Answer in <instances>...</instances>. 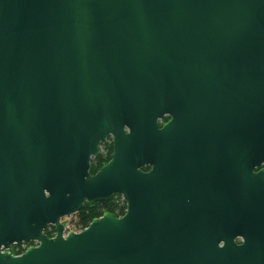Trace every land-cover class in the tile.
<instances>
[{
  "label": "water",
  "instance_id": "1",
  "mask_svg": "<svg viewBox=\"0 0 264 264\" xmlns=\"http://www.w3.org/2000/svg\"><path fill=\"white\" fill-rule=\"evenodd\" d=\"M262 162L264 0H0V264H264Z\"/></svg>",
  "mask_w": 264,
  "mask_h": 264
},
{
  "label": "trees",
  "instance_id": "2",
  "mask_svg": "<svg viewBox=\"0 0 264 264\" xmlns=\"http://www.w3.org/2000/svg\"><path fill=\"white\" fill-rule=\"evenodd\" d=\"M111 151V145H109L108 150L104 153L100 152L96 157L91 159L90 173H94L104 162L109 159V153ZM104 210L114 213L116 216H120L124 213L125 202L121 195L113 196L104 205H89L88 203H83L78 211L74 213L76 217V225L84 228L93 217L99 216Z\"/></svg>",
  "mask_w": 264,
  "mask_h": 264
},
{
  "label": "flooded vegetation",
  "instance_id": "3",
  "mask_svg": "<svg viewBox=\"0 0 264 264\" xmlns=\"http://www.w3.org/2000/svg\"><path fill=\"white\" fill-rule=\"evenodd\" d=\"M169 118H170V116H169V114H165L164 116H163V118L159 121V125H162V124H164L165 122H167L168 120H169ZM106 142H108V146L106 147V149H105V151H107L108 150V147H109V145H111V150H112V142H111V137L110 136H108L107 138H105L103 141H101L100 143H99V146H98V153H99V149L101 148V146L103 145V144H105ZM110 153H111V151H110ZM110 153H109V156H110ZM98 155V154H97ZM199 155L200 154H198L197 156H195L194 158L196 159V161L194 162L196 165H199L200 166V164L202 163L201 162V160L199 159ZM201 156V155H200ZM96 157V156H95ZM204 158H220V156L218 155V154H209V157L207 156V157H204ZM218 159H214V160H216V164H218V165H220L221 164V160L219 161ZM221 159V158H220ZM91 163V162H90ZM105 163V162H104ZM215 163V162H214ZM205 164H207V163H204L203 162V165H205ZM218 168H220V167H218ZM262 168H264V162H262L259 166H257V167H255L254 169H253V172L254 173H256V172H258L260 169H262ZM143 169L144 170H150L151 169V166L150 165H147V166H145V167H143ZM229 186V183L227 184V187ZM116 195H119V194H114L113 196H116ZM112 196V197H113ZM109 201V200H108ZM107 201V202H108ZM106 202V203H107ZM105 203V204H106ZM101 205H104V204H101ZM95 206H98V205H95ZM105 211H107V210H104L100 215H102ZM99 215V216H100ZM71 216V215H70ZM98 217V216H97ZM63 218V217H62ZM62 218H60V222L64 225V222H63V219ZM43 232L47 235V236H49V237H51V236H53L54 235V226L53 225H51V224H49V225H46L45 227H44V229H43ZM234 241L237 243V244H240L242 241H243V238H242V236L241 235H237L235 238H234ZM37 244V242L36 241H34V240H30V241H22V242H20V243H13V244H11L10 245V248H9V250L10 251H14V250H19L20 248H22V247H29V246H32V245H36Z\"/></svg>",
  "mask_w": 264,
  "mask_h": 264
},
{
  "label": "rangeland",
  "instance_id": "4",
  "mask_svg": "<svg viewBox=\"0 0 264 264\" xmlns=\"http://www.w3.org/2000/svg\"><path fill=\"white\" fill-rule=\"evenodd\" d=\"M107 146H108V142L103 144L101 146V148L99 149V153L100 152L104 153ZM62 219H63L64 225L67 226V229H69L70 231H78L79 229L81 230V226H77L76 223H75L76 222V217L74 216V214H72L69 217H65L64 216ZM23 249H24V247L20 248L19 250H14V251H15V253H19V251L23 250Z\"/></svg>",
  "mask_w": 264,
  "mask_h": 264
},
{
  "label": "built area",
  "instance_id": "5",
  "mask_svg": "<svg viewBox=\"0 0 264 264\" xmlns=\"http://www.w3.org/2000/svg\"><path fill=\"white\" fill-rule=\"evenodd\" d=\"M79 230H80V229H79ZM79 230H78V231H79ZM69 231H70V230L67 229V226L63 225V235H65V234L68 233ZM26 248H28V247H27V246L24 247L23 250H20V251H19V253H15V251H11V253L14 254V255H18V254H20L21 252H23Z\"/></svg>",
  "mask_w": 264,
  "mask_h": 264
}]
</instances>
